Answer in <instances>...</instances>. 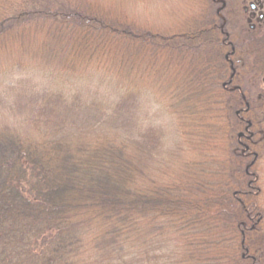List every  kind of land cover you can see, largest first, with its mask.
<instances>
[{
	"label": "trees",
	"instance_id": "obj_1",
	"mask_svg": "<svg viewBox=\"0 0 264 264\" xmlns=\"http://www.w3.org/2000/svg\"><path fill=\"white\" fill-rule=\"evenodd\" d=\"M210 3L216 8L201 15V26L162 37L117 14L92 9L86 0H0L3 51L19 44L10 40L14 28L31 24L45 28L49 51L61 44L48 41L65 40L60 49L68 52L70 70L76 60L87 57L84 64H89L96 59L97 50L119 62L124 51L150 48L152 55L167 52L174 63H185L178 80L166 75L173 87L167 92L188 145L204 159L178 173L166 167V180L158 183L149 176L152 160L142 155L122 97L96 105L98 113L108 115L104 121L86 114L72 122V129L57 115V101L49 102L47 117L42 104H34L31 108L40 106L34 135L0 124V264H90L99 242L118 246L156 225L175 240L171 264H264V210L255 197L259 190L243 171L249 166L246 148L240 151L233 136L242 127L253 136L258 125L235 79L245 68L241 61H248L239 53L253 55L250 68L264 78V16L258 14L254 28L237 43L224 30L229 17L217 9V4L231 3ZM261 7L259 12L264 0ZM155 45L159 49L150 47ZM48 56L40 65L49 63ZM63 126L66 131L60 133ZM222 148L230 151L228 163L214 167L211 155Z\"/></svg>",
	"mask_w": 264,
	"mask_h": 264
},
{
	"label": "rangeland",
	"instance_id": "obj_2",
	"mask_svg": "<svg viewBox=\"0 0 264 264\" xmlns=\"http://www.w3.org/2000/svg\"><path fill=\"white\" fill-rule=\"evenodd\" d=\"M86 1L92 5V9L117 14L135 28L162 37L185 33L189 28H196L203 23L201 15L204 12L211 14L210 12L216 8L210 3L211 0ZM228 2L231 4H225L226 6L222 3L217 4V9L222 8L218 13H222V17L224 15L226 18L229 17L230 22L226 23L224 30L232 34L233 41L242 43L248 29L256 23V18L249 22V13L244 15L242 12L253 0ZM225 7L227 9H223ZM260 12L264 16V11ZM32 26L24 24L14 28L15 36L10 40L19 44L12 45L14 48L7 47L4 51L0 49V124L15 126L22 134L29 133L30 136L32 132L34 135L33 129L38 124L35 120L40 106L31 107L34 104H42L41 114L47 117L49 102L57 101L59 104V108L56 109L59 112L57 115L61 113L60 116L65 118L66 127L72 129V122L86 114H89L91 119L99 117L104 121L108 115L106 116L105 111L98 113L96 105H104L105 102L118 103L122 97L121 103L129 106L126 116L133 130H137L144 149L142 155L152 160L150 168L152 167L153 175L149 173V176L158 183L166 180L164 174L169 173L167 168H170L171 174L178 173L182 166L184 168V165L199 160L200 155L203 156V154L195 156V146L188 145V140L182 133L180 119L173 108L175 100L170 98L171 95L168 93L172 86L171 83L169 85L166 75L170 79L178 80L181 78L179 70L184 68L181 65L185 63H174L167 52L152 55L149 52L150 48L141 50L137 48L130 50V53L121 48L119 51L116 49L114 55H121L124 51V57L120 58H123L122 61L110 60L108 55L97 50L96 55H93L97 57L96 59L90 60L89 64H84L87 57L85 60H76L75 63H70V67L72 65L70 70L67 63L70 59L67 58L68 52L66 49H60L63 46L62 41L65 40L48 41L55 46L61 44L53 51H49L45 49L47 45L43 34L45 28L40 25ZM114 47L116 48L112 44L111 48ZM150 47L153 50L159 49L158 45ZM229 51L228 46L225 54ZM48 55L51 56L47 60L49 63L40 65L41 57L46 58ZM239 55H243L248 61H241L245 68L240 69L235 81L244 88V93L250 99L252 117L258 125L254 128L253 136L249 135L244 127L233 136L240 151L246 148L247 164L250 167L245 166L247 168L243 171L248 176L246 179L253 181L254 189L259 190V195L255 197L258 198V206L264 210V78L256 75L250 68L253 55L243 53ZM143 74L145 80L140 81L139 78ZM80 104L86 107H81ZM242 117L247 119L248 114H242ZM61 128L60 133L66 131L64 126ZM148 129L152 130L151 134H146ZM223 150L224 148L216 149L213 152L211 156H214L216 161L212 158L209 160L212 166L216 167L222 161L228 163L227 156L230 151ZM205 153L209 154L206 151ZM156 226L157 228L150 232L131 239V242L121 241L118 246L99 242L98 245H94L95 251L89 255L90 264H171L168 258L173 256L171 251L175 246V240L170 235L164 236L162 230H159L160 225ZM124 245L129 247L125 248ZM122 246L125 248L124 251L121 250Z\"/></svg>",
	"mask_w": 264,
	"mask_h": 264
},
{
	"label": "flooded vegetation",
	"instance_id": "obj_3",
	"mask_svg": "<svg viewBox=\"0 0 264 264\" xmlns=\"http://www.w3.org/2000/svg\"><path fill=\"white\" fill-rule=\"evenodd\" d=\"M262 0H253V2L246 6L244 8L245 13H249L252 20L256 18V16L259 14V18H262V13L259 12L261 10ZM250 21V20H249Z\"/></svg>",
	"mask_w": 264,
	"mask_h": 264
}]
</instances>
